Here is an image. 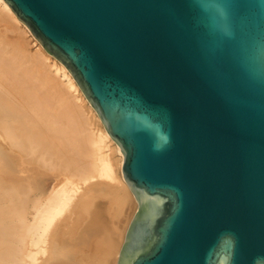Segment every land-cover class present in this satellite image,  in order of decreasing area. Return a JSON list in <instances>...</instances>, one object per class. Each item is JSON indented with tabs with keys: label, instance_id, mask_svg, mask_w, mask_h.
Returning a JSON list of instances; mask_svg holds the SVG:
<instances>
[{
	"label": "water",
	"instance_id": "1",
	"mask_svg": "<svg viewBox=\"0 0 264 264\" xmlns=\"http://www.w3.org/2000/svg\"><path fill=\"white\" fill-rule=\"evenodd\" d=\"M4 1L122 152L116 264H264V0Z\"/></svg>",
	"mask_w": 264,
	"mask_h": 264
},
{
	"label": "bare ground",
	"instance_id": "2",
	"mask_svg": "<svg viewBox=\"0 0 264 264\" xmlns=\"http://www.w3.org/2000/svg\"><path fill=\"white\" fill-rule=\"evenodd\" d=\"M24 33L0 0V264H116L136 208L122 152L62 62Z\"/></svg>",
	"mask_w": 264,
	"mask_h": 264
},
{
	"label": "rangeland",
	"instance_id": "3",
	"mask_svg": "<svg viewBox=\"0 0 264 264\" xmlns=\"http://www.w3.org/2000/svg\"><path fill=\"white\" fill-rule=\"evenodd\" d=\"M24 35H25V37H26V39L28 41L29 48L31 50H34L35 47H36L35 42H34L35 41L34 40L35 38H33V35L30 34V33H24ZM47 62L49 64H52L53 63L52 61H50V59H47ZM50 69H51L52 73L61 81V83H64L65 84V82L67 80L66 74L68 75V72L66 74H64L63 73V70L58 69V67H55V65H52L50 67Z\"/></svg>",
	"mask_w": 264,
	"mask_h": 264
},
{
	"label": "clouds",
	"instance_id": "4",
	"mask_svg": "<svg viewBox=\"0 0 264 264\" xmlns=\"http://www.w3.org/2000/svg\"><path fill=\"white\" fill-rule=\"evenodd\" d=\"M211 3V0H202V4L203 5H207V4H210ZM206 10H211V9H206Z\"/></svg>",
	"mask_w": 264,
	"mask_h": 264
}]
</instances>
